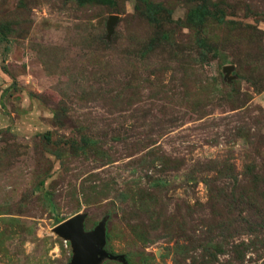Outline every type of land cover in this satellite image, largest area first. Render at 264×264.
Here are the masks:
<instances>
[{"label":"rangeland","instance_id":"obj_1","mask_svg":"<svg viewBox=\"0 0 264 264\" xmlns=\"http://www.w3.org/2000/svg\"><path fill=\"white\" fill-rule=\"evenodd\" d=\"M77 214L128 264H264V0H0V264H71Z\"/></svg>","mask_w":264,"mask_h":264},{"label":"water","instance_id":"obj_2","mask_svg":"<svg viewBox=\"0 0 264 264\" xmlns=\"http://www.w3.org/2000/svg\"><path fill=\"white\" fill-rule=\"evenodd\" d=\"M117 17H113L108 24L109 30H113V23ZM85 214L76 216L60 223L54 230L59 236L72 243L74 257L71 264H101L104 259L128 264L123 255H114L108 252L106 247V221H102L93 231L87 232L84 227Z\"/></svg>","mask_w":264,"mask_h":264},{"label":"trees","instance_id":"obj_3","mask_svg":"<svg viewBox=\"0 0 264 264\" xmlns=\"http://www.w3.org/2000/svg\"><path fill=\"white\" fill-rule=\"evenodd\" d=\"M101 1L104 2V3L108 2V0H101ZM64 221H65V219H62V220L58 219V224H60V223H62Z\"/></svg>","mask_w":264,"mask_h":264}]
</instances>
